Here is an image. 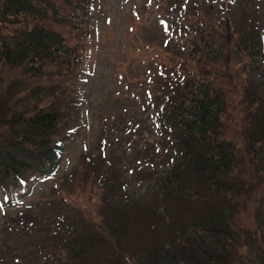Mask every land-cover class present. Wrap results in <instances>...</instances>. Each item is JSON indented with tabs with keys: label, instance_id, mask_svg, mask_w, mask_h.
<instances>
[{
	"label": "rangeland",
	"instance_id": "rangeland-1",
	"mask_svg": "<svg viewBox=\"0 0 264 264\" xmlns=\"http://www.w3.org/2000/svg\"><path fill=\"white\" fill-rule=\"evenodd\" d=\"M188 12L194 15L190 20ZM64 14L70 13L65 9ZM218 21L221 26L226 22L235 38L256 27L264 52V0H93L79 27L54 22V29L70 37L69 45L76 49L73 67L63 70L64 80L57 77L59 65L47 63L41 73L23 65L11 67L0 56V113L9 115L13 108L32 109L57 101L73 118L70 125L75 132L66 141L56 171L13 192L0 186V264H66L60 235L70 238L73 229L82 226L99 231L101 210L107 204L105 192L111 206H123L116 188L124 192L127 203L130 196L135 199L128 204L132 209L153 205L162 210L154 190L155 176L168 174L173 162L181 160L165 156L162 148L170 146L160 135L156 110L161 107L156 104L161 105L162 84L177 69L175 62L195 51L192 43L202 45L199 30L204 32L208 24ZM32 25L31 20L22 25L0 21V49L3 39ZM222 53L218 60L196 54L199 61L188 60V68L207 69L226 92L221 134L237 143L239 160L234 171L245 185L234 200L237 209L231 218L241 232V257L234 264H258L257 235L263 237L259 244L264 256V152L260 158L257 144L247 147L242 131L249 127L248 114L258 107V100L251 106L243 98L242 84L251 73L246 55L233 47L228 55L224 49ZM257 94L264 104V88ZM108 178L115 180L111 191L105 189ZM183 195L192 200L182 201L188 211L179 207L178 215L189 214L188 219L209 202L193 191ZM140 217L132 239L128 236L132 247L151 241L160 228L147 227L157 222L154 209ZM123 247L120 241L115 249Z\"/></svg>",
	"mask_w": 264,
	"mask_h": 264
},
{
	"label": "trees",
	"instance_id": "trees-1",
	"mask_svg": "<svg viewBox=\"0 0 264 264\" xmlns=\"http://www.w3.org/2000/svg\"><path fill=\"white\" fill-rule=\"evenodd\" d=\"M91 2L93 0H0L2 23L22 25L24 20L33 23L28 30H19L3 39L2 60L11 67L23 65L27 70L40 69L41 73L47 63L56 64L59 65L57 77L62 78L63 70L67 72L73 67L77 55L76 49L69 45L70 37L67 39L54 29V22L79 27L82 14ZM65 9L70 14H64ZM187 15L189 20L194 17L189 12ZM220 22L208 24L204 32L199 30L202 45L198 47L192 43L195 51H190L186 59L179 58L175 62L177 69L171 70L173 75L162 84L165 86L160 92L162 106L157 103L161 108L156 112L160 135L164 144L170 146L162 149H166L165 156H180L181 160L173 162L166 171L168 174L155 176L154 190L159 195L162 210L153 205L132 209L128 204L135 199L130 196L127 203L128 198L118 188L115 194L122 197L119 202L123 206H111V197L105 192L109 206L106 204L101 210L99 231H89L82 226L73 229L70 238L59 234L63 242L60 250H63L66 264H234V259L241 257V250H238L241 232L233 226L231 218L237 209L234 200L242 195L245 185L234 171L239 160L237 143L221 134L226 116V92L207 69L188 68V60L198 62L196 54L198 58L205 56L218 60L222 50L228 55L231 47L246 55L251 73L242 84L243 98L251 106L258 100V107L248 114L250 125L242 130L243 141L247 147L253 148L257 144V154L261 158L264 152V104L257 91L264 88V52L256 27L250 26L247 31L237 33L235 38L228 24L224 22L221 26ZM69 116L57 101L32 109L13 108L9 115L0 113L3 131L0 135V186L4 190L13 192L56 171L66 141L75 134L74 126L70 125L73 118ZM104 183L105 189L111 191L115 180L108 178ZM187 191L203 195L209 201L195 211L197 213H190V219L189 214L178 215L180 210L177 209L182 207L187 213L186 204L182 202L192 200L183 195ZM153 209L157 222L148 223L147 227L152 231L160 228L154 232L151 241L148 239L149 243L137 240L139 243L132 247L128 236L132 239L131 234L137 231L132 230L140 216ZM164 225L166 229L162 227ZM163 232L166 233L162 235ZM260 238L263 239L261 235L254 238L261 249L258 264L264 263ZM120 241L124 242V247L117 251L115 248ZM127 241L129 246L126 247ZM56 246L59 247V243Z\"/></svg>",
	"mask_w": 264,
	"mask_h": 264
}]
</instances>
